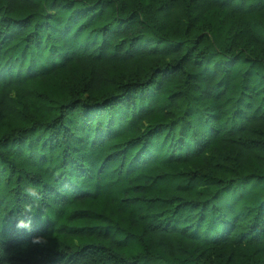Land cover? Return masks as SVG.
<instances>
[{"label": "trees", "instance_id": "16d2710c", "mask_svg": "<svg viewBox=\"0 0 264 264\" xmlns=\"http://www.w3.org/2000/svg\"><path fill=\"white\" fill-rule=\"evenodd\" d=\"M264 264V0H0V264Z\"/></svg>", "mask_w": 264, "mask_h": 264}, {"label": "rangeland", "instance_id": "374dc122", "mask_svg": "<svg viewBox=\"0 0 264 264\" xmlns=\"http://www.w3.org/2000/svg\"><path fill=\"white\" fill-rule=\"evenodd\" d=\"M155 264H172V263H168V262H165V261H158Z\"/></svg>", "mask_w": 264, "mask_h": 264}]
</instances>
